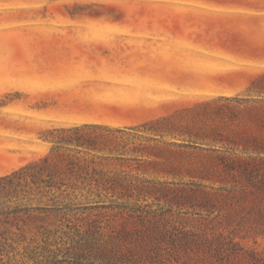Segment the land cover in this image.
Wrapping results in <instances>:
<instances>
[{
	"label": "rangeland",
	"instance_id": "rangeland-1",
	"mask_svg": "<svg viewBox=\"0 0 264 264\" xmlns=\"http://www.w3.org/2000/svg\"><path fill=\"white\" fill-rule=\"evenodd\" d=\"M122 1L116 8L110 0H0V105H34L6 90L10 53L19 48L22 28L39 21L114 17L146 23L153 14L147 0ZM181 1L198 5L184 25L188 43L198 41V95L172 93L156 101L150 119L111 127L126 130V143L106 136L108 145L129 154L147 145L146 138L159 142L147 151L160 155L158 165L119 169L136 179L139 198L114 205L104 200L28 205L1 193L0 208L48 210L31 209L0 226V264H264V80L236 86L238 81L218 77L228 68L217 60L223 48L213 43L225 38V26L204 11L214 6L211 0ZM156 120H165L153 128L156 133L144 128ZM45 128L43 136L53 139L50 131L69 127ZM50 148L38 149L41 158Z\"/></svg>",
	"mask_w": 264,
	"mask_h": 264
},
{
	"label": "crops",
	"instance_id": "crops-1",
	"mask_svg": "<svg viewBox=\"0 0 264 264\" xmlns=\"http://www.w3.org/2000/svg\"><path fill=\"white\" fill-rule=\"evenodd\" d=\"M110 1L116 8L123 3ZM147 1L153 14L146 23L114 17L22 28L19 48L10 53L6 90L34 105H0V179L41 158L38 149L50 145L44 127L124 129L150 119L156 101L167 95H198V41L188 43L184 33L187 15L198 13V5ZM231 2L211 0L214 6L204 10L225 26V38L213 43L223 48L217 60L228 68L218 77L255 86L264 78V0H236L237 7Z\"/></svg>",
	"mask_w": 264,
	"mask_h": 264
},
{
	"label": "trees",
	"instance_id": "trees-1",
	"mask_svg": "<svg viewBox=\"0 0 264 264\" xmlns=\"http://www.w3.org/2000/svg\"><path fill=\"white\" fill-rule=\"evenodd\" d=\"M263 80L260 78L259 81ZM164 121L149 122L144 128L149 126V131L156 133L153 128ZM125 131L100 125H81L50 131L56 137H44L51 145L49 153L0 179L3 182L0 194L3 193L10 202H25L28 205L35 201L38 204L48 202L68 206L78 200L91 203L104 200L114 205L119 201L139 198L141 189L134 185L136 179L119 169L131 165H136L137 169L158 165L160 155L147 151L157 147L159 142L154 138H146L144 143L147 145L134 147L130 154L119 151L117 146L108 145L106 136H116L113 138L124 141L128 137ZM126 145L123 144L122 150ZM133 192H137V196L134 197ZM31 209L48 210L40 207L24 208L17 204L14 207H1L0 226H7L11 218L17 221L21 214Z\"/></svg>",
	"mask_w": 264,
	"mask_h": 264
}]
</instances>
